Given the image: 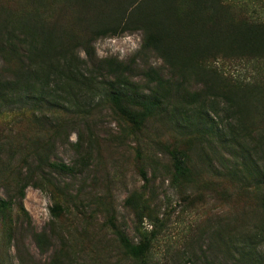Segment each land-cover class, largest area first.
<instances>
[{"label":"rangeland","instance_id":"rangeland-1","mask_svg":"<svg viewBox=\"0 0 264 264\" xmlns=\"http://www.w3.org/2000/svg\"><path fill=\"white\" fill-rule=\"evenodd\" d=\"M228 4L235 19L264 23V0ZM82 14L75 0H0V23L20 17L47 35L75 31ZM146 31L99 38L92 58L86 31L78 39L63 36L90 69L116 60L145 93L155 88L151 70L167 81L169 98L141 130L102 93L85 94L78 83L70 99L53 86L57 104L9 99L0 109V198L11 204L0 215V264H264V188L241 182L248 176L245 151L249 166L264 158L255 151L264 139V107L247 100L240 131L224 96L243 98L246 90L264 98V55L216 51L172 63L146 47ZM21 67L0 46V75L12 78ZM194 92L199 103L189 100ZM237 128L235 142L230 130ZM175 149L188 155L190 183L175 176ZM55 163L72 172L55 170ZM116 230L134 246L148 243L146 253L131 256Z\"/></svg>","mask_w":264,"mask_h":264},{"label":"trees","instance_id":"trees-1","mask_svg":"<svg viewBox=\"0 0 264 264\" xmlns=\"http://www.w3.org/2000/svg\"><path fill=\"white\" fill-rule=\"evenodd\" d=\"M229 1L75 0L83 14L78 18L76 30L67 31L65 34L58 33L54 28L55 34L52 32L48 35L42 34L43 32H39L34 25L31 26L27 21L23 22L20 17L12 22L0 23L1 48L3 51L7 50L17 55L22 65L12 78L0 75V109L7 108L9 99L21 104L31 100L57 104L53 96L56 93L53 86L60 87V91L70 99L74 98L70 94L73 92L72 86L78 83L85 94L102 93L119 116L135 129L141 130L169 98L167 81L158 71L151 70L148 77L152 79L155 88L145 93L140 85L127 75V67L116 60H106L90 69L87 62L73 53V48H70L73 45L66 44L69 40L63 36L78 39V36L82 37L83 31H86V41L83 44H86L85 52L90 58L94 55L91 44L97 39L139 29L147 30L146 47L158 50L168 61L170 58L168 56H171L172 63H177L180 55L184 59L187 56L191 61L192 58L216 51L238 54L248 59L261 58V55H264V23L254 18H245L241 21L235 19L230 12L232 5L228 4ZM222 19H224L223 27H221ZM174 21L179 25L174 27ZM4 31H7V36ZM15 40H18L21 50H18ZM93 70L106 79L97 81L93 76ZM224 96L231 105L227 106V114H232L231 118L237 121L240 131L244 129L245 114L249 109L246 101L253 100L264 107V98L262 96L255 98L252 91L245 90L246 97L243 98L233 94ZM68 99L65 101L69 105L75 102ZM189 100L199 103L201 94L191 93ZM74 106L78 105L74 104ZM200 108H204L202 104ZM207 131L211 136L221 135L213 127ZM230 131L233 141L238 142L241 137L238 128ZM259 148L264 155L263 138L255 145V151ZM170 155L176 178L179 182L190 183L192 174L188 155L177 149L171 151ZM251 156L250 150L243 154V160L246 162L245 174L248 173V176H245L241 182L264 188V158L255 159L249 166ZM52 168L63 173L72 172L71 168L61 164H52ZM26 188V186L21 188L22 197L25 196ZM10 205V202L0 198V215L9 210ZM56 210L60 211V208L56 207ZM116 233L120 243L131 256L142 257L148 250V243L134 246L122 231L116 230Z\"/></svg>","mask_w":264,"mask_h":264}]
</instances>
